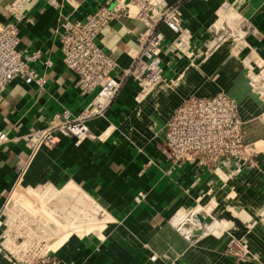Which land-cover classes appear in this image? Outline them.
I'll return each instance as SVG.
<instances>
[{
  "label": "crops",
  "instance_id": "obj_1",
  "mask_svg": "<svg viewBox=\"0 0 264 264\" xmlns=\"http://www.w3.org/2000/svg\"><path fill=\"white\" fill-rule=\"evenodd\" d=\"M10 1L0 0V21L10 18ZM167 2L180 6L189 43L177 49L175 33L161 25L163 80L138 93L135 78L124 68L132 63L144 23L126 14L114 17L96 42L115 60L112 74L121 81L117 93L102 113L88 119L90 133L79 144L60 136L33 154L23 133L44 127L63 109L79 113L94 93H82L76 73L63 62L61 22L84 19L113 0H30L25 6L17 48L40 49L30 64L45 81L39 85L18 74L2 91L0 132L6 138L0 140V208L11 191L29 215L55 221L64 230L47 242L56 264H264V146L246 162L200 164L171 160L162 135L185 97L223 91L238 102L244 139L263 144L264 81L259 78L263 89L256 92L247 69L264 63V0ZM65 189L90 195L107 224L92 220L85 203L70 215L74 221L84 213L89 221L73 223L56 214ZM199 204H213L210 211L227 226L219 232L221 224L212 218L200 234L184 236L175 224L193 215L195 229L201 226L197 212L210 215L208 208L188 211ZM232 240L243 249L237 251ZM8 258L0 247V264Z\"/></svg>",
  "mask_w": 264,
  "mask_h": 264
},
{
  "label": "built area",
  "instance_id": "obj_2",
  "mask_svg": "<svg viewBox=\"0 0 264 264\" xmlns=\"http://www.w3.org/2000/svg\"><path fill=\"white\" fill-rule=\"evenodd\" d=\"M29 1L11 0L6 6L10 18L0 21V101L3 89L18 74L39 85L45 81L30 64L40 57V49L28 52L17 48L19 25L25 19V6ZM120 14L136 17L144 23L137 33L138 48L132 63L124 68L125 75L135 78L139 94L163 80L162 43L165 35L161 25L175 33L174 46L177 49L182 50L189 43V30L183 24L180 6L167 0H113L112 5L99 4L84 19L66 17L61 22L59 35L63 62L76 73L75 85L80 91L94 93L79 113L73 115L69 109H63L44 127H29L22 137L30 143L32 154L42 146L54 145L60 136L73 137L74 143L79 144L90 133L88 119L102 113L117 93L121 81L112 74L115 60L97 44L96 37ZM228 34L229 31L223 37ZM50 63V59L44 60L45 66ZM247 70L250 85L262 90L258 81L259 78L264 81V63L259 69L248 64ZM162 135L166 153L173 161L195 160L208 164L224 159L238 163L250 160L256 152L254 143L244 139L237 100L223 91L185 97L165 121ZM4 138L6 133L0 132V140ZM138 194L143 196L141 191ZM9 200L10 196L0 208V247L9 256L7 264H56L55 251L49 250L44 243L33 248L27 239L21 242L15 241L17 238L8 239L9 228L2 229L1 225L15 226L13 222L17 217L19 225L27 229L34 225L26 214L5 217ZM3 240L6 245L1 244ZM232 243L237 246V251L243 249L241 243L234 240Z\"/></svg>",
  "mask_w": 264,
  "mask_h": 264
},
{
  "label": "rangeland",
  "instance_id": "obj_3",
  "mask_svg": "<svg viewBox=\"0 0 264 264\" xmlns=\"http://www.w3.org/2000/svg\"><path fill=\"white\" fill-rule=\"evenodd\" d=\"M258 94V93H257ZM252 143H254L255 145V149H261L264 146V141H262L263 144H260L261 141H253ZM47 187H50L52 185H46ZM43 188H46L45 186H42ZM56 189H60L59 187L55 186ZM62 193V200L58 201L55 208H56V214L59 213L62 215L63 219H69V221H72L73 223L75 222H86L89 221L90 219H86L84 218V213L80 214L79 217H77L74 221L72 219V215H70V213H72V209L73 211L76 213L79 211V207L81 205H79L80 203H85L86 206H91L89 207V210L91 211V213L88 215L90 216V218H92V220H103L104 224H107V221H105V219H103V215L100 214V212L98 213V209H97V205L96 203L93 201V199L90 197V195H83V193L81 192H77L76 193H70L68 191H66V189L64 191L61 192ZM60 195V194H59ZM10 196V200L7 204V209L5 211L4 216L7 217L8 215H19L20 214H26L29 217V221L30 223H33V227L30 228H25L21 225H19V221H18V217L15 218L17 219V221H14L13 223H15L16 225L14 226L12 225H1L2 229H8V233L9 235L7 236L8 239L12 240L13 238H17L15 241H24L27 239L28 243L33 245V248L35 247H39L41 246V244H45L46 247L49 248V243L48 239L50 238V236H52L53 234H61L64 232V230L60 229L59 226L55 223V221H40L37 217H34L32 215H29L24 208L21 207V200L20 199H15L13 197H11V191L9 193ZM75 198L77 200H75ZM213 204H209L207 206H203L201 204L197 205L196 207L190 208L188 211H194V210H202V209H206L209 211L211 217L218 222L220 225V231L225 228L227 226V222L225 220L220 219L219 217H217L216 215H214V213L212 214L213 210L210 211L213 208ZM187 211V212H188ZM72 219V220H71ZM194 216L191 215L190 218L186 219L184 222H182L181 224H175L177 226V229L179 231H181V233L188 237L190 234L189 232L192 231L193 227L197 226L194 223ZM196 224H199V222L196 220ZM192 227V228H190ZM76 228V227H75ZM184 228L188 229V231L184 232ZM72 230V229H69ZM75 233V232H74ZM86 232H84L82 235H84ZM26 234V235H25ZM189 234V235H188ZM80 235V236H82ZM79 237V236H78ZM41 239V240H40ZM2 245H5L6 242L5 240L1 241ZM3 249V248H2Z\"/></svg>",
  "mask_w": 264,
  "mask_h": 264
},
{
  "label": "water",
  "instance_id": "obj_4",
  "mask_svg": "<svg viewBox=\"0 0 264 264\" xmlns=\"http://www.w3.org/2000/svg\"><path fill=\"white\" fill-rule=\"evenodd\" d=\"M195 218L197 221L201 224V226L192 229V233L190 235L191 238L195 237L196 235L200 234L204 227H206L212 220L211 215L209 214H202L200 212H197L195 214Z\"/></svg>",
  "mask_w": 264,
  "mask_h": 264
},
{
  "label": "bare ground",
  "instance_id": "obj_5",
  "mask_svg": "<svg viewBox=\"0 0 264 264\" xmlns=\"http://www.w3.org/2000/svg\"><path fill=\"white\" fill-rule=\"evenodd\" d=\"M251 86H252V85H251ZM150 89H151V88H150ZM253 89H254L256 92L261 93L259 90L256 89V87H253ZM147 92H148V91H147ZM222 168H223V167H222ZM218 173H219V172H218ZM221 173H222V172H221ZM221 175H222V174H221ZM221 175H220V176H221ZM177 213H178V212H177ZM177 213H176V214H177Z\"/></svg>",
  "mask_w": 264,
  "mask_h": 264
}]
</instances>
